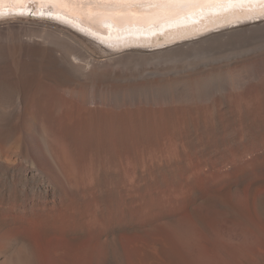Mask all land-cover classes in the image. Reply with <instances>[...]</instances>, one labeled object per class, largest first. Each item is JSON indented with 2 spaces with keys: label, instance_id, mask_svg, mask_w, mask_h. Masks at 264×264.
Here are the masks:
<instances>
[{
  "label": "bare ground",
  "instance_id": "obj_1",
  "mask_svg": "<svg viewBox=\"0 0 264 264\" xmlns=\"http://www.w3.org/2000/svg\"><path fill=\"white\" fill-rule=\"evenodd\" d=\"M10 10L16 15L10 13L8 17ZM26 11L34 13L36 19L28 18ZM256 20H264V0H0V190L6 188L3 172H17L3 139L16 125H32L47 104L64 111V130L59 128L62 131L57 135L42 129L44 147L55 163L61 159L67 162L72 174L68 182L77 190L80 183L92 185L97 178L92 164L87 177L78 176L74 158L80 140L78 129L96 130L99 115L112 110V92H161V86L170 81L168 77L177 78L180 73L184 77L181 84L191 87L187 98L180 93L177 98L165 100L159 93L146 98H140L141 94L131 100L132 105L123 103V99L126 109L122 118L132 107L147 112L139 116L143 130L153 126L157 118L163 126L174 128L166 159L158 160L157 168L170 166L181 155L186 156L190 148L200 154L221 148L224 159L215 161V166L225 169L223 175L203 180L208 189L202 194L212 200L210 204L207 200L194 207L191 202L185 203L178 212L179 222L169 220L159 226L146 235V244V236H141L145 239L142 241L138 236L143 242L140 249H125L122 245L123 239L129 242L134 234H141L140 228L115 229L105 235L97 202L93 200V205L86 208L78 201L88 196L76 193L72 206L54 200L37 220V227L34 221L23 222L33 234L18 232L21 223L0 229V264H264V116L255 118V113L264 110V44L245 55L244 60L230 61L235 65L233 74L244 73V81L231 86L227 95L215 91L204 99L195 96L192 84L206 79L212 72L209 67H183L174 75L176 68L174 71L162 64L170 56L163 55V51L145 52ZM132 49L139 51L128 52ZM102 51L111 53V57L102 55V61L101 57L84 59L87 54L99 57ZM146 62L155 64L148 68ZM126 93L125 97L129 95ZM178 109L185 112L182 125L174 116ZM226 111L236 119L226 118ZM93 147L88 148L93 151ZM11 179V186L18 187L19 193L27 188L25 175L17 172ZM29 180L39 190L52 187L44 176ZM5 212L6 207L0 213V225ZM177 226H181L177 231L171 229Z\"/></svg>",
  "mask_w": 264,
  "mask_h": 264
},
{
  "label": "rangeland",
  "instance_id": "obj_2",
  "mask_svg": "<svg viewBox=\"0 0 264 264\" xmlns=\"http://www.w3.org/2000/svg\"><path fill=\"white\" fill-rule=\"evenodd\" d=\"M13 12L15 11L10 10L7 16L10 17V13L11 16H14L15 13ZM24 14H27L26 16L30 19H36L35 17H37L34 13L29 11L24 12ZM45 16L51 17V14H46ZM48 20L49 19H47V21ZM227 29L216 30L213 33H209L201 37L169 45L167 47L165 46L166 48L161 47L156 48L157 50L152 49L147 50L145 52L150 53L154 51H163V55L165 54L167 57L170 56L169 58H167L166 61L163 60L165 63L162 61V64H165L166 68L168 67V69L170 68L174 71L176 68L177 70L174 72V75H177L183 67H190L194 65L209 67L212 72L207 76L206 79L208 80L204 79L201 83L197 82L196 84H192L194 94H197H195V96H197V98L199 97L200 99H204L207 98V95L215 91L221 92V94L224 96L228 94L229 89L245 80L244 73L240 74L238 71H236L237 73L233 74L235 70V65L230 64V61H242L246 58L245 55L253 53L254 51H256V49H258L259 46L264 44V20H256L255 22L244 24H234L233 26ZM223 31H227V33L221 36H214L213 38H211V40H208V38H206L209 37V35L220 34ZM210 41L212 42L209 43ZM216 41L217 43H215ZM213 42L215 45L212 44ZM131 51L139 50L132 49L128 52ZM100 53L102 54H100L99 57L98 54H96L95 56L87 54L84 59L87 61L96 57V59L98 60L101 57V60H99L102 61V59H104L105 57H108L109 55V57H111L112 55L111 53L105 51H102ZM102 55L105 57H103ZM151 63L152 62H146V67H153L155 62L152 63V66ZM175 78V76L168 77V79L172 83L166 78L167 80L165 81L168 82H164L166 84H163V87L161 86V92L157 90L153 91L154 89L150 91L141 90L137 92L134 90H125L127 93L123 91L121 92V94L120 91L117 93L112 92L110 94V102L113 103H111L113 106L111 104L109 105L111 106L110 108L114 110H109L108 113H104V115L101 116L99 115V123L97 125V128L96 130H93L94 132L92 131L94 134L91 135L92 132L88 129L86 131L83 127H81V129L83 130L78 129L79 133L77 134V137H79L80 140L77 142L75 149L76 152H74V158L76 163L75 167L77 169L79 168L78 176L87 177L86 174L89 169L88 166L89 164H92L96 172L95 176L97 178L92 185L80 183L81 185H78L79 187L77 190L72 189L70 187L71 185L68 182L67 178L71 177L72 174L67 167L68 164L67 166L65 165V163L67 162L61 159L63 161L58 160L55 163V160L52 159V157L49 155V153H47V150L44 147L45 144L42 137V129L47 131L51 130L57 135H59V130H64V122L62 117L64 111L61 112L62 108L60 106H56L55 109L54 104L53 107L52 104H47L48 107L38 113V115L36 116L37 119L35 118V121L32 123V125L21 124L18 128V125H16V129L14 128L13 130L9 131L2 141L4 142L3 145L8 148L9 155L13 157L15 162L14 167L16 171L21 175H25L28 178L27 180L29 182L27 184V188L24 189L22 193H19L18 187L11 186V184L14 182L13 181L11 183V178H13V176L17 172L13 173L12 170L3 172L4 180L6 182V188L4 190H0V213H3V208L5 207L6 212L4 218L2 217L3 223L0 225V229L7 230L11 227L12 224L16 225L18 223H21L22 229H20L18 232H29L33 234L34 232L31 229L28 230L23 227V222H29L31 224V222L34 221L33 224L35 223L34 225L35 227H37V220L40 219L41 216H43V212L45 210L52 207L55 201L59 202L62 200L66 205L72 206V198H74L76 193H80L86 194V196H88L84 197V201H78L80 204L82 203L84 206H86V208H89V206L93 205V200L97 202L99 207V213L102 218V222L104 223L103 231L105 235L111 234L115 229L122 230L123 228L131 226H136L140 228V230H142L141 234H134L135 236L133 235L130 238L132 240H129V242L124 241V239L122 241L123 248L126 249L129 246L131 248L135 247L134 249H136L139 247V245L141 247L143 243L141 242L142 240L146 239L144 241V243L146 244V241L148 240L150 234L157 231L159 229V226L161 228L162 225H164V223L169 220L179 222L178 212L183 206L185 207V203L191 202L190 206L194 207L199 206L201 204H206L207 200V204H210L212 200L206 195H203L205 193L204 191L208 189V187L205 186L206 183L203 180L211 178L213 179L219 175H223L225 169L222 166H219L217 168L215 166V161L220 160L221 158L224 159V155H222V152L224 151L222 150L221 152V148H218L216 150L214 149L215 151L212 148L206 152H203V154H200L198 152L196 153L194 149L192 150V148H190L188 151L186 150V156L189 154L188 157L181 155L179 157L180 161L178 160L179 162L173 161L171 162L170 166L166 164V166L163 168H157L158 160L166 159L165 157L168 154L169 148L172 144L171 140H173L172 133L174 131V128L172 126L166 127L165 124L163 126V121H160V119L157 118V121L151 124L153 126L145 128L143 130L142 124L138 122L139 116L143 117L147 112H144L142 110L138 111L131 109L132 107L128 108V110H131L132 113H130V111L127 117L122 118V112L126 109L123 108L124 104L122 105L121 103V101L123 102V99L126 100V102L123 103L132 105V103L137 98H139L138 96H140L141 94L142 95L140 96V98H143L144 96L146 98L150 96H156L158 95L157 93H159V95L164 96L162 97L163 99H166V97L177 98L180 93L181 96L187 98V91L191 87L186 86L185 84L183 86V84H181L184 78H182L181 73L177 75L176 79ZM171 79L175 80L172 81ZM197 87L199 88L200 92L198 91ZM125 93L126 95L129 93V95L125 97ZM116 99L117 104H114L113 101ZM129 100L130 102L131 100L134 101L128 103ZM58 107H60V109ZM181 110L182 109H178L174 114L175 118H177V120L179 121L177 123H179L180 125H182V122L185 120V112L184 110ZM178 112L181 115H179ZM255 114H257L255 115V118L260 119L264 116V110L260 109V111ZM231 117L233 118L232 120L236 119L234 118V115L231 114V111H226V118L231 119ZM171 119H173V117H171ZM117 120L119 121L117 122ZM226 125L232 126L229 123H226ZM247 125H249L248 127H250V125H252V122H247ZM110 128L112 129L109 131ZM232 128H236V126H233ZM232 128L230 127V129ZM12 132L13 134L11 135ZM107 133H110L111 135H108ZM157 133L159 134L157 135ZM232 144H234V140H232ZM92 146L95 147V149L93 147V151H91L92 148H88ZM107 152H109L110 155ZM112 156L115 158H113ZM90 161H92L93 163ZM100 169H102L103 171ZM210 175L213 177H210ZM40 176L47 177L48 181L52 184V187L48 191H44L42 187L40 188V190L37 189L36 183L34 184V182H31L29 180L30 178H37ZM185 180L186 182L188 181V183L184 182ZM152 181L155 183L153 184ZM187 185L189 187H187ZM35 189L37 190L35 191ZM180 227L181 226H177L171 229L177 231ZM146 235H149L148 238ZM138 236L141 238V241L140 238L138 239ZM141 236H146V238L142 239ZM133 237L136 238V240L133 239ZM130 241L136 242L133 243Z\"/></svg>",
  "mask_w": 264,
  "mask_h": 264
}]
</instances>
